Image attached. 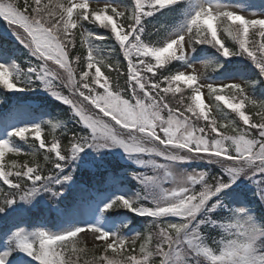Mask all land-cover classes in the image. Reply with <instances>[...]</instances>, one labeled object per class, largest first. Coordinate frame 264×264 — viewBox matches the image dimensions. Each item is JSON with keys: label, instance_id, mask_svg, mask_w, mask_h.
Here are the masks:
<instances>
[{"label": "snow or ice", "instance_id": "1", "mask_svg": "<svg viewBox=\"0 0 264 264\" xmlns=\"http://www.w3.org/2000/svg\"><path fill=\"white\" fill-rule=\"evenodd\" d=\"M0 20L28 58L0 51V264H264V4L0 0Z\"/></svg>", "mask_w": 264, "mask_h": 264}, {"label": "trees", "instance_id": "2", "mask_svg": "<svg viewBox=\"0 0 264 264\" xmlns=\"http://www.w3.org/2000/svg\"><path fill=\"white\" fill-rule=\"evenodd\" d=\"M130 0H123V3L124 4H127L129 3ZM253 3H256V4H264V0H253ZM176 17L174 16H169L167 19H164V18H161V21L159 23H156L155 24V27H153L152 25H149V28L151 31L153 32H156L158 29L160 30V33L161 35L164 34V31L167 27H169L170 25H172L175 21H176ZM76 43H77V48L79 50V52L84 55L86 54V52L84 51L83 48L80 47V43H81V36H80V30L77 29L76 30ZM0 50H2L3 52H6L7 54L15 57L17 59V62L21 64V66L24 65V62H25V55L22 54L21 52V49H20V46L18 47V45H16L15 41L12 40L10 37L8 36H5L4 34L2 35L0 33ZM103 55L105 56L106 60H111L113 63L115 62V54L114 53H111V45H108L107 47L104 48V51H103ZM75 67V66H74ZM112 76H113V80L115 82V78H116V74L115 73H112ZM119 83L120 85L123 87L124 85V78L123 77H120L119 78ZM64 93L67 95L68 94V90L67 89H63ZM9 96H12L13 94L9 93L8 94ZM17 96H20V97H31L32 94H28V95H21V94H15ZM0 97L1 99L3 98L2 94H0ZM48 100L51 101V98L48 97ZM56 102H52L50 107H49V110L50 111H56L57 113H59L60 111V107H63V106H60V107H56ZM227 111H230V110H227ZM253 110L251 109V106L248 105L247 108H246V114H250ZM45 119H48V117H45ZM70 127H72L73 125H69ZM56 135H59V130H57V132L55 133ZM51 136H52V133L50 132V130L48 128H45V131H44V138L47 140V141H50L51 140ZM28 150V146L25 145L24 146V150L23 152L19 155V156H13L12 158H16L18 159L19 162H23L24 160H30L31 157L30 156H26L24 155V152H27ZM9 156H12V154H8ZM7 159V157H6ZM37 159L43 163V150H41V153L37 156ZM50 219V218H48ZM142 232L144 234H147V228H144L142 229ZM79 247H85V244L84 243H81L79 245ZM89 250L87 251L86 254H82V258H81V264L83 262L84 259H88V260H91L92 257H89ZM93 256H94V252H93Z\"/></svg>", "mask_w": 264, "mask_h": 264}, {"label": "rangeland", "instance_id": "3", "mask_svg": "<svg viewBox=\"0 0 264 264\" xmlns=\"http://www.w3.org/2000/svg\"><path fill=\"white\" fill-rule=\"evenodd\" d=\"M95 7H97V5H95V4H91V6H90V10L92 9V8H95ZM9 36H11V34H10V32H6ZM11 38H13L14 40H15V38L14 37H12L11 36ZM82 39H83V37H82ZM99 43V42H98ZM83 49H85V48H83ZM85 51H86V49H85ZM23 52H24V55L26 56V54H25V50H23ZM28 58H27V56L25 57V60H27ZM202 63V62H201ZM197 67L199 68L200 67V65H197ZM186 87V86H185ZM1 99V98H0ZM158 162H161V161H159V159H158ZM145 172L147 173V174H152L151 173V170L150 169H145ZM125 190H127V189H125ZM53 223H47V227H49L52 231H55L56 229L55 228H52L51 227V225H52ZM38 226H39V223H38ZM89 257H92L93 258V251L91 250V248L89 247Z\"/></svg>", "mask_w": 264, "mask_h": 264}]
</instances>
